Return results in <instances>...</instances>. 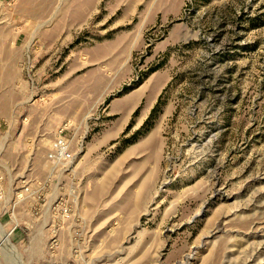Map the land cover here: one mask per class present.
I'll return each mask as SVG.
<instances>
[{"label":"rangeland","instance_id":"obj_1","mask_svg":"<svg viewBox=\"0 0 264 264\" xmlns=\"http://www.w3.org/2000/svg\"><path fill=\"white\" fill-rule=\"evenodd\" d=\"M0 264H264V0H0Z\"/></svg>","mask_w":264,"mask_h":264},{"label":"built area","instance_id":"obj_2","mask_svg":"<svg viewBox=\"0 0 264 264\" xmlns=\"http://www.w3.org/2000/svg\"><path fill=\"white\" fill-rule=\"evenodd\" d=\"M61 134L62 130H60L59 133L56 135L52 143L51 152L47 154L48 158L52 162L68 161L71 157V154L68 150V140ZM38 188L40 187L35 188L36 191H38ZM23 190L27 193H33L35 191L33 190V187L31 185L25 186ZM38 198H40V194L38 195ZM49 209L53 213V221L50 224V237H54L56 231L54 226H58L59 223H63L70 217L69 207L66 200H64L63 198H59L57 201H53L50 204ZM56 215L60 217L59 221Z\"/></svg>","mask_w":264,"mask_h":264},{"label":"crops","instance_id":"obj_3","mask_svg":"<svg viewBox=\"0 0 264 264\" xmlns=\"http://www.w3.org/2000/svg\"><path fill=\"white\" fill-rule=\"evenodd\" d=\"M33 99V98H32ZM32 101V103L30 104V107L31 108H34V107H36V105H35V103H36V101L34 100H31ZM33 117H32V115H27V113L25 114V116H24V118H23V120H22V122L24 123V124H28V123H31L32 124V119ZM24 127H26V125H24Z\"/></svg>","mask_w":264,"mask_h":264},{"label":"bare ground","instance_id":"obj_4","mask_svg":"<svg viewBox=\"0 0 264 264\" xmlns=\"http://www.w3.org/2000/svg\"><path fill=\"white\" fill-rule=\"evenodd\" d=\"M5 238H6V237L4 236V240H5Z\"/></svg>","mask_w":264,"mask_h":264}]
</instances>
